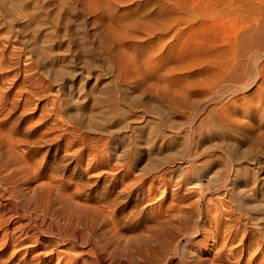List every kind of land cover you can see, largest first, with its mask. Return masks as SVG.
Wrapping results in <instances>:
<instances>
[{
	"label": "bare ground",
	"instance_id": "obj_1",
	"mask_svg": "<svg viewBox=\"0 0 264 264\" xmlns=\"http://www.w3.org/2000/svg\"><path fill=\"white\" fill-rule=\"evenodd\" d=\"M161 1L163 8L154 16V23L147 19L137 22V25L148 37L156 40L153 47L159 53L156 58L159 68L154 92L157 104L163 106L136 105L138 101L135 100L128 106L134 113L132 118L112 134L118 138L133 135L137 124L147 119L163 124L170 121L171 116L187 119L183 124L187 127V146L169 163L172 162V167L177 169H198L206 151L196 150L194 139L203 135L208 124H228L223 112L217 111L216 102L221 97L237 95L250 88L252 82L246 75L257 56L253 55L256 45H263L264 23L263 27L259 26L260 30L252 23L245 26L247 29L238 37L239 43L235 46L240 47L242 59L237 54L239 57L233 62L212 64L206 83L197 85L200 88L195 90L198 95L192 98L188 82L171 84L172 78L167 72V75L162 72L161 53L167 48L171 52L173 47L167 39L174 19L172 0ZM222 1H210V6ZM126 2L0 0V13L8 14L10 8L17 11L15 17L10 16L14 20L25 19L35 23L49 17L59 22L58 15L61 13L63 16L67 10L69 18L73 19L80 15L79 9L101 17L108 13L116 16L113 10L122 8ZM179 10L183 21H187L193 16L211 14L214 8L205 11L180 5ZM126 16L127 13L118 15L117 23L124 24ZM62 19L65 22L64 17ZM111 23L110 27L114 24ZM109 40L113 43L118 41L115 38ZM180 57L185 63V55L181 53ZM182 66L187 75L190 69ZM261 68L260 76L264 72ZM4 80L0 82V264H55L54 258L64 260L65 255L72 256V252L79 247H84L79 257H73L74 260L66 264H264V237L260 239V235L249 225V220L257 219L264 228V201L259 202L255 192L244 197L236 196L235 201L227 199L234 202V206L231 202L216 201L214 198L202 205L203 196L189 198L191 200L188 201L185 194L176 193L165 208L158 205L148 210L150 205L155 206L157 201L165 198V189L158 196L153 186L140 198L137 184L141 179L127 182V177L113 181L112 177L102 179V172L96 175L95 167L86 159L89 152L86 153L92 143H97L99 136L85 133L79 138H71L67 136L70 132L58 131L60 134H57L45 118L35 116L38 106L32 103V93L18 91ZM209 102L212 106L207 105ZM178 126L172 125L169 130L178 133ZM78 139L82 141V148L78 146ZM227 151L231 154L227 167L232 170L239 156L233 150ZM227 181L220 183L221 187L228 188ZM134 192L139 201L126 214L124 206ZM200 221L198 227L207 240V249L202 252L209 254L204 260H198L195 251H189L182 245L185 237L195 234L189 233L190 225ZM94 235L100 238L96 244L91 240ZM65 246L70 248H66L68 253L63 255L59 248Z\"/></svg>",
	"mask_w": 264,
	"mask_h": 264
},
{
	"label": "rangeland",
	"instance_id": "obj_2",
	"mask_svg": "<svg viewBox=\"0 0 264 264\" xmlns=\"http://www.w3.org/2000/svg\"><path fill=\"white\" fill-rule=\"evenodd\" d=\"M126 1L122 8L113 10L116 16L108 13L101 17L79 9L80 15L73 19L69 18L67 10L63 16L58 15L59 22L49 17L35 23L14 20L10 16L15 17L17 11L10 8L8 14L0 13V51L4 50L0 52V82L5 77L7 85L18 91L27 90L29 95L32 93V103L38 106L35 116L45 118L57 134L70 132L67 136L71 138L85 133L99 136L97 143H92L98 146L87 150L86 159L95 167L96 175L102 172V179L120 181L128 177L127 182L141 179L137 184L140 198L153 186L158 196L165 189V198L155 206L150 205L148 210L158 205L165 208L176 193L185 194L188 201L203 196L202 205L213 198L235 201L236 196L244 197L253 192L258 201L263 202L264 72L262 76L259 72L260 66L264 68V39L263 45H256L253 55L257 56L247 71L246 78L252 82L250 88L237 95H225L216 102L217 111L223 112L228 124H208L203 135L194 139L195 149L206 151L200 168L177 169L169 161L187 146V127L183 125L187 119L171 116V122L166 124L147 119L137 124L133 135L118 138L112 134L132 118L134 113L128 106L135 100L138 101L136 105L163 106L157 104L154 92L159 68L156 59L159 53L153 47L156 40L148 37L137 22L149 19L154 23V16L160 13L164 3L161 0ZM210 1L216 0H172L174 23L167 40L173 47L171 52L168 48L162 52L160 58L162 72L172 78L171 84L188 82L192 98L198 95L197 85L206 83L212 64L233 62L238 55L241 57L240 47L235 46L239 43L238 37L247 29L245 26L252 23L258 29L264 23V0H223L213 6ZM180 5L205 11L214 8V11L183 21ZM122 13H127L126 22L118 24L116 17ZM109 19L115 26L112 23L113 27L109 26ZM114 38L118 39L116 43L108 41ZM181 53L185 55V63H182ZM182 65L190 69L187 75ZM207 105L212 106V103ZM172 125H179L178 133L169 130ZM78 146H83L80 139ZM229 149L239 156L232 170L227 167L231 157ZM226 179L228 188L221 187L220 183ZM135 193L124 206L126 214L139 201ZM229 198L231 200H227ZM198 225L201 221L190 225L189 233L195 234L185 237L182 245L195 251L198 260H204L209 256L202 252L207 249V240ZM249 225L260 239L264 237L260 221L249 220ZM99 239L94 235L91 240L96 244ZM66 248L70 247H60V253H68ZM83 248L73 251L72 256L65 255L64 260L54 258L53 263H71Z\"/></svg>",
	"mask_w": 264,
	"mask_h": 264
}]
</instances>
